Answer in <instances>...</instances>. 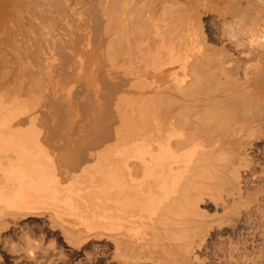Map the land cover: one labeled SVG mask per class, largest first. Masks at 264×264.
<instances>
[{
	"label": "bare ground",
	"instance_id": "bare-ground-1",
	"mask_svg": "<svg viewBox=\"0 0 264 264\" xmlns=\"http://www.w3.org/2000/svg\"><path fill=\"white\" fill-rule=\"evenodd\" d=\"M223 147L210 172L237 196L190 206ZM262 149L264 0H0V231L41 215L70 248L104 236L131 263L153 246L176 264H264ZM175 209L230 210L210 257Z\"/></svg>",
	"mask_w": 264,
	"mask_h": 264
},
{
	"label": "rangeland",
	"instance_id": "rangeland-1",
	"mask_svg": "<svg viewBox=\"0 0 264 264\" xmlns=\"http://www.w3.org/2000/svg\"><path fill=\"white\" fill-rule=\"evenodd\" d=\"M72 12H73L74 16L76 17L77 21L82 20V15H81V13L79 11L73 10ZM58 24H60V23H58ZM223 148H222V150L220 149L221 151L218 149L217 152H219V154L217 152H216V154L214 153L213 156H212L213 159H212V157H210V159H209L210 161L208 160L207 163L204 164L203 170H200L201 172L202 171H204V172L201 173L199 171L200 172L199 173V177H201V178L198 179V181H197L198 183H196V185L193 187V189H191L192 191L191 190L188 191V195L189 196H186V199H188V202L191 200L189 202L190 206H191L190 203H192L195 198H198L200 196H202V197H204L206 199L208 197L210 198L211 196H215V197L221 198L222 202L224 204L227 202V200H228L227 203L232 204L231 201H232V199H234L233 196L234 197L237 196V192L235 191V186L236 185L233 184V182H232V184H229L231 181L228 178L229 177L228 176V171H226L227 165H228L227 164L228 160L226 159V157H229L228 150L230 148L229 147H228L229 149L228 148H224L225 150H223ZM262 150H263V154L261 153V155L259 157V160L254 163V166L256 168V169L254 168V170L256 172L257 171L260 172L261 169H264V149H262ZM223 151H224V153H223ZM215 155H216L217 159L215 158V160H214ZM219 155L223 157V158L222 157L221 158L224 161L221 160ZM218 160L220 162H218ZM208 164H209V167H208ZM215 165H217L216 167H218V168L219 167L226 168V169H223L221 171L218 170V172H220V175H222L220 177L218 176V178H216L217 175L216 176L214 175L215 177L213 178V173L210 172V171L216 169ZM210 166H212V167H210ZM205 169H206V173L209 172L208 174L205 173ZM219 169H221V168H219ZM209 177L213 178V179H210ZM201 179H202V182H201ZM208 179H209V182L207 181ZM208 183H210V184H208ZM215 184H217V185H215ZM199 185H201L202 189L206 190V192H208V193H205L204 190L202 191V189L199 188L200 187ZM225 185L227 187H225ZM197 187H198V189H197ZM199 189H200V191H199ZM195 190L198 191L199 193L196 192ZM189 192H191V193H189ZM209 192H212V195ZM193 193H194V195H193ZM229 196H230V198H229ZM225 198H226V200H225ZM241 200L242 199H240V201ZM246 206L244 205L243 206L244 208L242 207L243 209L239 208V211H242V213H245V211L249 212V211L254 210V207H253L252 204H250V206L249 205H246ZM262 207H264V206H262ZM175 210H176V212L181 211L179 209H178V211H177V209H175ZM176 212L172 211L170 213L171 215L168 216L167 219H171L172 220V218H173V221L177 223V225L174 226V228L180 229L181 227H183L182 230H183V232H185L184 235L188 239L189 243L190 244L192 243L193 247H197L198 245L201 244V247L206 248L207 254L210 257L212 255L211 252L213 251V247L216 245L217 242H216L215 237L213 235L210 236L208 233L211 231V229H213V228L215 229L217 227L215 223L217 221V216H218L219 212H218L217 216L214 213H204V215L201 216V215H199V213H194V212H192V213L191 212H187V211H182V212H179V213H176ZM183 212L185 213V216H184ZM186 212L188 213V215H187ZM172 213L173 214L175 213L176 215L174 214V216H172L173 215ZM181 213H183V215H181L182 218L180 217ZM220 214L223 215L224 213L222 211H220ZM228 214L230 215V210L227 211L226 214L223 215V216H228ZM177 215H179V218H178ZM192 215H193V217H192ZM185 217H187V218H185ZM192 218H193V220H192ZM203 218H205V220ZM207 218L209 220H207ZM175 219H176V221H175ZM206 220L208 222H206ZM211 220H213V221L211 222ZM7 221H9V219L6 220V222ZM185 221H187V222H185ZM221 221H223V220H221ZM201 222H204V223H201ZM220 224L222 225V226L219 225L220 228H223V229L225 228L226 229V225H224V222H222ZM203 226H204V228H203ZM5 227H3V229L0 231V264H91V263L92 264H115V263L116 264H124V263L125 264H128V263H130V264H133V263L134 264H142L145 260L146 261L143 264H149V263L150 264H158V263L159 264H162V263L163 264H169V262H171L170 264H172V263L176 264L174 259L169 258L167 256L164 257L165 254H163V255H162V253L160 254V252L156 251L153 248V246H151L152 248L147 246V248H145L146 251H145V249L142 250L150 258L149 259L147 257L148 259H145V260L142 259L143 262L140 261L141 259L139 257H137V260L135 262H132V263L131 262H127V260L125 258L124 259L123 258L119 259L120 257H119V255L117 253V250L115 249V244L113 246L109 245V243L111 244V242L113 243V241L108 239V241H109L108 242L107 239L104 236L98 237L101 240L98 239L97 236H96L95 237V240L97 239L96 241L93 240L94 239V237H92L93 235H90L86 239L83 238V237H80L81 240H80V238H78V240L74 239L73 243H71L72 247L70 248L69 242L65 240V238L62 235L60 229L56 230V227H57V229L59 227L55 226V228H54L53 224L50 221L48 223V220H46L45 216L42 217L41 215L33 216V215L29 214V215H26L24 218L23 217L18 218L15 223L9 222V226H5ZM194 227H195V229H194ZM53 228H54V230H53ZM195 232L198 233V235H200V236L196 235ZM189 233H191V234H189ZM194 233H195V235H194ZM211 234H212V232H211ZM189 235L192 236V237H190L191 240L189 238ZM90 237L93 238L91 241H90V239H91ZM193 237H194V239H193ZM197 238H198V240H196ZM99 240L102 243L105 242V241H107V242L102 244L101 242H98ZM82 242L84 244H82ZM74 243L75 244L77 243L76 246H78V245L79 246L75 247ZM145 243H147V242H145ZM87 244H89V245H87ZM108 246H109V248H108ZM111 249L113 251H111ZM155 252H158V253H155ZM150 253H152V254H150ZM112 255L116 256V258L114 256H112ZM109 257H111V258H109ZM156 257L159 258V259L158 258L156 259V260H158V262L157 261L155 262V258ZM160 257L163 258V259H161ZM114 259H115V261L116 260L117 261L115 262ZM170 259L173 262L170 261ZM124 260L126 262H124ZM160 260H161V262H160ZM162 260L166 261V262H163ZM147 261H148V263H146ZM151 262H153V263H151Z\"/></svg>",
	"mask_w": 264,
	"mask_h": 264
}]
</instances>
